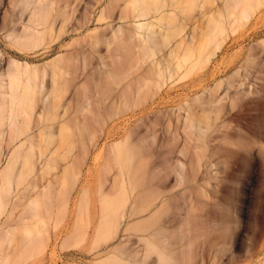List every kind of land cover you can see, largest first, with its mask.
I'll use <instances>...</instances> for the list:
<instances>
[{
    "label": "rangeland",
    "instance_id": "374dc122",
    "mask_svg": "<svg viewBox=\"0 0 264 264\" xmlns=\"http://www.w3.org/2000/svg\"><path fill=\"white\" fill-rule=\"evenodd\" d=\"M205 1L209 2L205 6L206 9L204 1L201 0L203 5L198 8L200 10L179 12L171 17L169 15L170 21L162 20L164 26L154 22L155 31L159 34L161 28V33L159 36L155 35V40L148 43L150 53L156 57L153 59L152 56L151 59L150 56V61L147 55L144 56L146 54L144 49L133 48V44L137 41L133 44L127 41L129 35L134 33V25L137 22L131 15V18H125L124 15L113 14L105 22L97 23L98 9L95 15L93 13L90 15L94 17L93 20L84 25L82 19L91 13L94 0H80L77 3L79 4L77 11L74 15H69L67 25L61 33L48 40L45 45L30 50L9 37L15 27L21 26H1L10 15L14 1L0 0L2 69H6L9 60L13 58L28 62L42 70L59 55H69L75 60L74 65L78 68L76 74L69 76L73 83L63 100L66 102V107H71L69 119L72 120L75 117L73 106H76L79 100L76 96L79 89L84 87L91 98H95V95L105 96V101L100 107L95 105L96 116H100L98 123L89 115L90 130L96 133V140L90 144L88 153L85 155L81 146L82 140L88 139V134L70 122L68 127L66 126L68 129L66 128L67 130L65 129L63 135L59 137V152L55 155L57 161L53 164L52 171H48L37 188L24 190L26 198L19 208L22 221L13 234L0 239V264H101L100 260L110 254L120 261L115 258L116 260L110 261L109 264L111 262L112 264H184L185 255L182 251L185 241H181L183 234L179 227L185 216L193 219L191 226L195 225L192 230L196 234L195 243L191 248L193 264H264V2L261 0L262 7L257 5L253 7L254 9L249 8L251 9L249 12L252 13L249 14L250 18L242 17V20L244 19L242 21L237 14L235 18L239 20L233 21L234 18L227 16L232 11L224 9L219 11V8L226 4V0ZM222 11L224 16L223 14L221 16L225 19L218 18L221 17ZM154 13L151 11V15L147 16L148 21L158 16L153 15ZM217 21L225 26L226 31L221 35L223 40L219 44L223 45L220 50L216 49L217 45L215 48L213 47L215 44L211 45L212 50L214 49L217 54L211 57L207 65L209 68L205 67L206 64L203 62H200V65L194 63L197 61L196 57H193L192 61L183 59L187 54L186 51L181 52L179 57L173 58L174 63L167 57L169 48L180 40L177 36L182 24L184 30H187L186 34L196 36L195 42L199 45L206 43L212 37L209 38L212 35V27L219 25L216 24ZM230 23L237 26L233 28L234 25ZM105 28L109 33H113L114 28L124 30L123 39L131 49L128 60L122 55L124 52L122 47L113 46V50L109 52L105 42L100 41L99 44L96 41L98 37L103 39L101 35ZM164 30H169L167 34L170 37L165 39L169 40L168 42L162 40L161 36L167 35ZM98 31L100 34H97ZM156 38H160L158 40L163 42H159ZM166 43L171 44L166 45ZM84 58L89 66L82 71ZM92 58L95 60L92 61ZM154 60L156 64L152 63ZM177 60H180L182 66L176 65ZM184 60L186 63L182 62ZM111 62L116 63L118 70L126 64L131 66L134 64L136 67L121 83H110L108 70L111 69ZM157 62L161 67H158L160 65H157ZM190 66L195 71L191 70ZM168 67L171 68V76L172 73L173 76L175 75L172 76L174 81L171 79L170 83L168 78L171 77L163 79L159 77L162 74L159 68L165 70L164 76H169ZM181 67L183 70H180V73L178 68ZM195 67L201 68L202 72L197 73L198 69ZM137 68L142 70L139 71ZM164 80L166 85L163 83ZM157 83H162L160 88L157 87ZM247 83H251L252 86L250 95L246 90L249 85ZM237 90L240 94L238 92L236 94ZM216 97L219 99L212 102ZM112 102L115 103L113 104L115 107ZM208 135L211 138H208ZM47 139V135L44 134L36 139V152H39L40 148H46ZM120 141H123L120 149L121 159H125L124 156L129 152L135 153L134 169L129 171L130 173L121 172L116 164L111 163L112 167L106 164V156L110 155L109 146ZM198 146L200 148L196 149ZM75 157L80 160L79 166L65 171L68 159ZM180 163L186 165L184 169V176H187L186 183L192 180L194 182V186L189 187L186 184L188 189L191 188L188 190V195H185L186 199L183 197L186 186L178 185L175 173ZM55 177L60 184L56 185L55 182L52 188L46 186L47 180ZM73 178L74 182H72ZM85 188L88 195L80 207L81 193ZM152 188H155V191ZM102 197L110 199L113 205L118 204L120 207L123 204L126 217L122 228L125 229L130 225L129 231L121 232L117 239L107 243L104 237L96 238V230L101 219ZM191 200L193 201L190 202ZM185 202L193 213L185 209ZM123 207L117 206L118 214L124 212H121ZM80 212L78 221L77 215ZM189 218H187L188 222L191 221ZM12 219L14 220V216ZM12 219L11 224H14ZM76 220L78 227L75 226ZM195 221L200 223L198 226L202 224L200 226L202 229L196 227ZM195 227L201 230L200 236ZM158 228L162 230L155 231ZM154 234L157 236H152ZM70 235L72 237L68 239ZM151 237H154V240ZM148 239L149 241L145 242ZM170 239L172 241L176 239V242L170 243L168 241ZM158 241L161 243L159 244ZM149 243L153 244V249L158 247L161 252L156 249L157 252H154L150 249L152 246L150 247ZM107 246L109 247L105 249ZM115 246L118 252L114 250ZM163 246L168 249L169 254L163 251ZM119 252L123 254L120 255Z\"/></svg>",
    "mask_w": 264,
    "mask_h": 264
},
{
    "label": "bare ground",
    "instance_id": "6f19581e",
    "mask_svg": "<svg viewBox=\"0 0 264 264\" xmlns=\"http://www.w3.org/2000/svg\"><path fill=\"white\" fill-rule=\"evenodd\" d=\"M13 1H14L12 4L13 8L10 11V15L7 17L5 16L6 19L1 26H21L19 28L15 27L13 29L12 33L9 35V37H11L15 42H18L20 45H22V46H24L30 50H34V49H37V48L45 45V43L48 40L53 39L56 35H59L61 33L64 26L67 25V22L70 18L69 15L70 14L74 15V13L77 11V7L79 6V4H77V3L80 0H13ZM203 1L205 3L204 4V8H205V6H207V3H209V2H206L205 0H203ZM263 2H264V0H263ZM261 4H263L261 0H226V4L221 6L219 8V11L221 12V10H223V9L226 11H229V12L232 11V12H230V14L227 15L229 18L232 17V18H234L233 21H235V19H237L235 17L238 14L239 15L238 17L239 18L241 17L240 19L242 20V17L243 18H250L251 17V16L249 17V14H252L249 12V10L251 11V9H249V8H253L257 5L261 6ZM202 5L203 4H202L201 0H110V1H108V0L107 1L94 0V5L92 7L91 13H89L88 15H85V17L82 19V24L85 25L90 20H93L94 17H92L90 15L92 13L95 15L96 11L98 9H99V12H98L99 16L96 19L97 23L105 22L113 14L124 15L125 18L130 17V15H131L134 19H136L135 21H137V22L134 25V28H135L134 33L132 35H129L127 41L128 40L131 41L132 44L137 41V43L133 44L134 45L133 48L134 47H135L134 49L137 48L136 50L144 49V53H146L144 56L147 55V57H148L147 59L151 61L152 56H153V59H155L156 57H155V55H153V53H150V48H148V43H150V41L151 42L154 41L155 40L154 37H156L155 35L158 34V31L157 32L155 31L156 25L154 24V22H156V23L159 22L157 25L160 24L159 26H164V25H162V22H163L162 20H164V22L170 21L168 18L169 15L171 17V15L179 13V12H184V13H185V11H193L194 12V9L196 10V9L200 8ZM211 7H212V5H211ZM201 9H203V7ZM258 9L260 10L261 8H258ZM258 9H257V11H258ZM198 10H200V9H198ZM151 11H153V13L155 12L153 15L157 14L158 16L154 17V19L152 18L153 19V20L151 19L152 21H148L149 18H147V16L151 15L150 14ZM88 12H90V11H88ZM222 14H223V11H222V13H220V16ZM231 14H232V16H231ZM223 16H224V14H223ZM223 16H221V17L218 16V18L220 19ZM164 18L168 19V20H165ZM229 18H227V19H229ZM122 19H124V18H122ZM222 19H225V18H222ZM72 20H73V18H72ZM176 20H177V18H176ZM216 20L217 19H215V22H216ZM237 20H239V19H237ZM223 21L225 22V20H223ZM229 21H230V19H229ZM242 21H240V23ZM245 21H246V19H245ZM164 22H163V24H164ZM176 22L179 23L178 21H176ZM246 22H249L248 19ZM218 23H219V21H217L216 24H218ZM225 23H223V24L225 25ZM234 23H236V22H234ZM234 23L233 24L230 23V24L234 25ZM241 24H240V26H241ZM219 25H220V23H219ZM219 25L213 26L214 28L212 27V30H211L212 35H210L209 38L211 36L212 37L207 42L205 41L206 43H202V44L199 43V45H197L195 42L196 36L195 35L190 36V34H186L185 31H187V30L186 29L184 30L183 24H182L183 28L180 27L181 26V24H180V26H179L180 31L178 32L179 36H177L180 38V40L176 41L171 47L169 46L170 48H169V51L167 52V57L171 58L172 62H173L174 61L173 58L179 57L180 56L179 54H181V52L186 51L187 54H185V56L183 55L184 56L183 59L187 58L186 60H189V59L191 60L193 57L194 58L196 57L197 61H195L194 63L199 64L200 62H203V64L204 63L206 64L205 65V67H206L207 65H209L208 63H210L211 57H213L216 53L214 51V49L212 50V48L213 47L215 48V46L217 45L216 49L220 50L221 45H223V44H221L222 43L221 40H223V37H221V35L224 34L226 29H225V26H222V23L220 26ZM235 25L237 26V24H235ZM235 25L233 26V28L236 27ZM168 27H169V25H168ZM157 28H158V26H157ZM187 29H188V27H187ZM106 30L107 29L105 28V31L103 30V34L101 35L103 39H101V38L99 39V37H98V40L96 39V41L99 42V44H100V41L105 42L106 47H107V51H109V52H111L113 50L112 49L113 46L122 47L124 50L122 55L125 56V58L128 60L130 58V50L131 49L128 48L129 46L126 45V43H127L126 40L123 39L124 30L122 28L121 29H115L114 28L113 33L106 32ZM164 31H166V30H164ZM168 31H166V34L168 33ZM159 32L161 33V28L159 29ZM173 32H170V33H173ZM184 32H185V34H183ZM97 34H100V32ZM159 34H158V36H159ZM168 34L166 36H164V35L161 36L162 40L164 39L165 42L169 41V40H165L168 37H170V35L168 36ZM158 39L160 40V38H156V40H158ZM90 40L92 41V39H90ZM172 40H173V38H172ZM161 41H159V42H161ZM219 42H221V43L219 44ZM197 43H198V39H197ZM101 44H103V43H101ZM167 44H171V43H166V45ZM212 44H215V45H213V47H211ZM91 45H92V43H91ZM162 45L164 47L163 43H162ZM162 45H160V47H162ZM96 46H97V44H96ZM86 47H88V46H86ZM131 48H132V46H131ZM151 49H153V48H151ZM161 49H159V50L161 51ZM166 49H167V47H166ZM155 51H157V50H155ZM101 52H102V50H101ZM161 52H163V49ZM164 52H166V51H164ZM158 54H160V53L158 52ZM122 55H120L119 58H121ZM150 56H151V59H149ZM111 57H112V55H111ZM102 59H103V57H102ZM54 60L55 61L46 64L42 70H39L36 66H32L28 62H22V61H19L17 59H13V58L9 60V65L6 69H2V67H1L2 63L0 64V239L3 237L5 238L7 236H10L19 227L18 224H20L19 222L22 221V213H21V211H19V208L22 206V203L24 202V200L26 198V196H24L25 195L24 190L28 191V189L37 188L43 182L44 177L48 173V171L53 169V164H55V162L57 161L55 159V155H56V153L59 152L58 150L60 147L59 137H61L63 135L64 130L68 127L67 125L70 122H73L81 131H85L88 134V139L86 141L82 140V145H81L85 155L89 151L90 144H92L96 140V133L93 132L92 130H90L91 124H90V120H89V115L93 116L94 119H96V123H98V121H99L98 119L100 118V116L99 115L96 116L95 105L100 107V104H102L105 101V98H104L105 96L103 97L100 95L99 96L95 95V98H93V97L91 98L88 96L86 89L84 87H82L81 89H79V91L76 95V96H78L77 99L79 98V100H77L76 106L75 105L73 106L75 117L73 120L69 119V116H70L69 112L71 110V107H69V108L66 107V102L63 100H64L65 94L69 91L70 86L73 83L70 80L69 76H73L74 74H76L78 68L74 65L75 60H72L69 55H67V56L59 55ZM93 60H95V58L94 59L92 58V61ZM104 60H106V59H104ZM156 60L152 61V63L154 64V62ZM192 60H194V59H192ZM136 61L137 60H135V62ZM191 61H189V63H191ZM159 62H160V59H159ZM159 62H157V65L158 64L160 65ZM165 62H166V60H165ZM182 62H185V60ZM111 63H112L110 65L111 69L108 70V77H109L110 83H116V84H119L123 80L127 79L130 76L131 72L136 67V65H134V64H133V66H131L130 64L129 65L126 64L127 66L122 65V67L118 70L116 68V63L115 62H111ZM175 63L178 67L182 66V64H180V60H177ZM194 63H192V64H194ZM91 64H93V62ZM155 64H156V62H155ZM141 65H144V64H141ZM88 66H89V64H88L87 60L84 58L83 59V67L81 68L82 71L84 69H86ZM144 66H142V67H144ZM102 67H103V65H102ZM158 67H161V65ZM184 67L186 69V65ZM211 67H212V65H211ZM106 68H107V66H106ZM168 68H169V71L167 73H169V76H166V75L164 76L165 70L163 71L162 68H159L160 72L162 73L161 75H159V77H161L162 79L166 78V77H171V78H168V79H170V81H169V83H170V82L174 81L173 77L175 75L173 76L174 73H172V76H173L172 77L170 74L171 68L170 67H168ZM181 68H178L180 73L183 70V67H181ZM191 68H192V66H190V69ZM195 68L198 69L197 67H195ZM103 69H105V68H103ZM137 69L139 71L142 70V69L140 70L139 68H137ZM191 70L195 71V69H193V68ZM97 72H98V70H97ZM176 72L177 71L175 70V73ZM188 72H190V71H188ZM199 72H202L201 68L198 69L197 73H199ZM155 73H156V71H155ZM135 74H136V71H135ZM185 74L188 75L187 73H185ZM192 74L193 73H191V75L190 74L189 75L192 76ZM102 75L103 74H101V77H102ZM177 76H179V74ZM182 77H183V75L181 76V78ZM250 77H252V76H250ZM171 79H173V80L171 81ZM73 80H75V79H73ZM100 80H102V79H100ZM165 80L163 81L164 84L166 83ZM157 84H158L157 87L160 88L162 83L161 84L157 83ZM247 84H249V85H247L248 87L246 90L249 94L252 91L251 90L252 86H251V83H247ZM240 88H241V86H240ZM243 90L245 92V89H243ZM140 91H141V89H140ZM147 91H148V89H147ZM238 91L239 90L236 91V94ZM238 94H240V93L238 92ZM122 95H123V93H122ZM137 97H139V96H137ZM218 99H219V97H216V99L212 100V102H214ZM116 101H118V100H116ZM116 101H114V102H116ZM176 101L177 100H175V102ZM143 102H146V101H143ZM198 102H199V100H198ZM108 104H106V105H108ZM113 104H115V103L112 102V105ZM116 104H117V102H116ZM125 104L127 105V102ZM165 104H166V102H165ZM107 108H108V106H107ZM115 110L116 109H114V111ZM181 110L183 111L182 108H181ZM116 112H117V110H116ZM118 112H119V106H118ZM121 114H123V113H121ZM223 125H224V123H223ZM212 126H214V124ZM221 128H222V126H221ZM193 129H194V127H193ZM208 129H209V127H208ZM43 134L47 135V137H48L47 143H46L47 145L45 144L46 148L45 149L40 148L39 152H36L35 151L36 139L39 136H42ZM74 135H75V133H74ZM204 135H206V134H204ZM72 136H73V134H72ZM208 138H211V137L209 136ZM122 142L123 141L116 142V143L112 144L111 146H109L108 150H109L110 155L107 154L108 156H106V158H107L106 164L108 166H111V167H112L111 163L116 164L120 168L121 172H124V171L129 172L132 169H134L133 159L135 157V153L129 152L126 156H124V157H126L125 159H121L120 149L123 146ZM134 143L135 142L133 141V144ZM133 144H132V146L135 145V144L134 145ZM76 145H77V143H76ZM199 148L200 147L198 146L196 149H199ZM136 149H137V145H136ZM100 153H98V154H100ZM182 153L185 154L186 152L185 153L182 152ZM97 159H98V157H97ZM198 161H199V159H198ZM79 162H80V160L77 157L68 159V161L66 162L67 164L65 167V171L72 169V168H77L79 166ZM185 166L186 165L184 163H180L179 167H178V171L175 172L177 175L178 185L179 186H181V185L186 186V188L184 189V192H183V197H185L186 194L188 195V190L191 189V188L188 189V186L186 184H188L190 187L194 183L193 180L191 182L188 181V183H186L185 178L187 176L186 177L184 176ZM49 174H50V172H49ZM74 178H75V175H74ZM74 178H73L72 182H74ZM57 181H59V180H57V177H55L52 180H47L46 186H48L49 188H52L53 184H55V182H56V185L58 184ZM62 182H64V181H62ZM75 183H77V182H75ZM71 185H72V183H71ZM128 185L130 186V183ZM54 187H55V185H54ZM159 189L160 188H158V190ZM193 189H195V187ZM185 190L187 191V193ZM193 191H192V193H193ZM144 194H145V192H144ZM87 195H88V191L85 188L81 193V200L79 202L80 207L84 204V201L87 198ZM149 196H151V195H149ZM189 196H190V192H189ZM185 199H186V197H185ZM125 201H127V200H125ZM192 201L193 200H191L190 202H192ZM31 202H33V200ZM117 203H119V202H117ZM101 204H102L101 219H100V223L98 225V228L96 230V238H101V237L103 238L104 237V239L107 243L109 241H113V240L117 239L118 235L121 232L129 231L128 229H129L130 225H128L127 228H125V229L122 228V226L124 224V219L126 217V212L124 210L123 204H122V206H120V207H123V210L120 209L121 212L124 211L121 214H118L119 209H117L118 211L116 210L117 206H118V208H120L119 205L116 203H114V204H116L117 206L113 205L111 203L110 199H108L107 197L103 198ZM136 204H138V203H136ZM185 206L188 207V208L185 207V209L190 210L189 206L186 205V202H185ZM190 211H192V210H190ZM156 212H158V211H156ZM192 213H193V211H192ZM136 214H137V212H136ZM80 215H81V212L79 213V215H77V219L80 217ZM13 216H14V220L12 219ZM130 216H132V214H130ZM185 217H184V219H182L181 226L179 227L181 230V233L183 234V237L182 238L180 237L181 241L182 240L185 241L184 250L182 251V252H184L183 255H185L184 264H193V255H192L191 248H192L193 244L195 243L194 237L196 234H194V232H192V230H194L195 225L191 226L193 219H190L189 218L190 216L187 217V218H189V220H191L190 222H188L187 218H185ZM11 219L13 220V222H15L14 224L13 223L11 224ZM78 221H79V219H78ZM195 222H197V221H195ZM198 223L199 222H197L196 227L201 228L200 226L202 224L200 226H198L200 224V223L199 224ZM15 224H17V226ZM78 225L79 224H77V220H76L75 226L78 227ZM161 225L163 226V224H161ZM136 227L140 228V226H136ZM143 227H145V226H143ZM192 227H193V229H192ZM196 227H195V230L197 229ZM161 230H162V228H158L155 231L158 232ZM46 231H48V229ZM197 231H199V230L197 229ZM200 231H199V236L201 235ZM141 233H142V231H141ZM174 233H176V232H174ZM195 233H196V231H195ZM169 234H171V233H169ZM197 234H198V232H197ZM164 235H165V233H164ZM42 236H44V235H42ZM152 236H157V235L154 234ZM168 236H170V235H168ZM71 237L72 236L70 235L68 237V239H70ZM164 237H166V236H164ZM151 238H152V240H154V237H151ZM196 238H198V235L196 236ZM7 239H9V238H7ZM143 240H144V238H143ZM170 240H168L170 243H172L174 241V239H173V241L172 240L170 241ZM147 241H149V239L145 240V242H147ZM101 242H102V240H101ZM174 242H176V239ZM158 243H159V241H158ZM151 244L152 243H149L150 247L152 246V248H150V249H153V244L152 245ZM165 244H167V243H165ZM174 244H176V243H174ZM149 245H147V246H149ZM159 246H161V245H159ZM99 247H100V245H99ZM108 247L109 246H107L105 249H107ZM154 247H156V245ZM54 248H56V247L54 246ZM118 248H119V245H118ZM38 249H40V248L38 247ZM155 249L156 248L153 249L154 252H157L156 250L160 251L158 249V247L156 250ZM162 249L165 252L168 250V249H166V247H164ZM45 250H46V248H45ZM114 250L117 251L116 246H115ZM121 252H119V253H121ZM167 252L169 254V251H167ZM41 254H43V253H41ZM122 254L123 253H121L120 255H122ZM13 255H14V253H13ZM163 256L165 257V255H163ZM115 258L118 261L119 258L110 254L105 259H103L102 261L100 260V263L104 264L106 262L109 264L110 261L114 262L116 260ZM124 258H125V255H124ZM149 258H150V256H149ZM119 261H120V259H119ZM226 261H228V260H226ZM112 262H111V264H112ZM121 262L123 263V261H121ZM175 262H176V260H175ZM117 264H119V263H117Z\"/></svg>",
    "mask_w": 264,
    "mask_h": 264
}]
</instances>
